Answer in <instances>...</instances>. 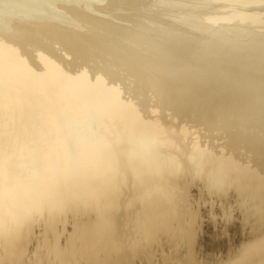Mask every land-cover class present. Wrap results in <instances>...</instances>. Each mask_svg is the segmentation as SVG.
Returning a JSON list of instances; mask_svg holds the SVG:
<instances>
[{
	"label": "bare ground",
	"instance_id": "6f19581e",
	"mask_svg": "<svg viewBox=\"0 0 264 264\" xmlns=\"http://www.w3.org/2000/svg\"><path fill=\"white\" fill-rule=\"evenodd\" d=\"M77 1L1 5L0 264H264V2Z\"/></svg>",
	"mask_w": 264,
	"mask_h": 264
},
{
	"label": "rangeland",
	"instance_id": "374dc122",
	"mask_svg": "<svg viewBox=\"0 0 264 264\" xmlns=\"http://www.w3.org/2000/svg\"><path fill=\"white\" fill-rule=\"evenodd\" d=\"M1 1H3V0H0V11H1V10L4 11V10H5V9H4L5 6H13V5H14V6H21L22 4H24L27 8H28V7H29V8H34V7L36 6V5H35V2H34L35 0H29V1H27L28 3H27V2L25 3L23 0H21L22 2H21L20 0H11V1L8 0V3H7L6 0H4L3 2H1ZM5 1H6V2H5ZM12 1H13V2H12ZM31 1H32L34 4H33ZM69 1H70V0H69ZM82 1H83V2H82ZM86 1H87V2H86ZM93 1L95 2V0H90V2H91L90 5H91V6H89V0H85V1H84V0H81V1H80V0H79V1H77V2H79V3L81 4L80 6H83L84 8L86 7L85 9H87V10H88V8H91V9H92V7H94L95 9H94V8H93L92 10L89 9V10H91V12H92L93 10H96V11H97L96 7H98L99 5L103 6V5L106 4V1L96 0V3L100 1V2L97 3V4L94 3ZM10 2H11V3H10ZM81 2H82V3H81ZM259 2H260V3H261V2H264V0H260ZM5 3H7L8 5L5 4ZM14 3H15V4H14ZM16 3H17V4H16ZM84 3H85V4H84ZM87 3H88V4H87ZM93 3H94V4H93ZM28 4H30V5H28ZM32 4L35 5V6H33ZM60 4H61V3L53 4V5L50 6L49 8H48V7H44V6H39V8L42 9V8L44 7V8H46V9H49V10L52 11L53 13L55 12L54 14L59 13V14H57V15H59L60 18L62 19V17H63V12L60 11V10L58 9V7H59ZM1 5H2L4 8H2ZM86 5H88L89 7L86 6ZM92 5H93V6H92ZM31 6H33V7H31ZM222 6H223V5H221L220 7H222ZM226 6H228V5H224L222 8H223L224 10H227L228 8H227ZM99 7H100V6H99ZM220 7H219V8H220ZM224 7H225L226 9H225ZM228 7H229V6H228ZM219 8H218V9H217V8L215 9V10H216V13H217V11L219 10ZM209 9H210V8H209ZM42 10H43V9H42ZM54 10H55V11H54ZM89 10H88V11H89ZM212 10L214 11L213 13H215L214 8H211V11H212ZM2 11H1V12H2ZM206 11H208V10H206ZM56 12H57V13H56ZM93 13H94V11H93ZM95 13H96V12H95ZM96 14H97V13H96ZM98 14H100V13H98ZM102 15L104 16V14H100V16H102ZM19 16H20V13H18V16H16V17H19ZM103 16H102V17H103ZM105 16H106V15H105ZM263 16H264V15H263ZM106 17H108V15H107ZM253 17H254V16H253ZM256 17H257V16H256ZM209 29H210V30H211V29L214 30L213 27H211V28H209ZM210 30H209V31H210ZM88 111H90V110H88ZM17 120H18V119H17ZM21 120H23V119H21ZM21 120L18 121V123L20 122V123H19L20 125H19L18 123H17V125H18V126H21L20 132H21L22 134H21V133L19 134V131H18L17 133H15V134H12V133H13L12 128H13L14 125H16V120H15V119H12V121H7V123H6V124H7V125H6V128H7V129H6V130L4 129L5 132L3 133V134H5V136H6V134H7V136L4 137V140H5V138H6V140H5V143H4V140H3V143H4V145H5V144H8L7 141L9 140V138H7V137H9V136H11V138H13V139H14V138H17L15 142H9L10 140L8 141V142L10 143V149H11V150H10V153L12 154V155H10V156H11L12 160H13V159H14V161H17V160H18L17 165H20V172H19V175L21 176V179H22V178L25 179V178H28V177H29V179H31L32 175H34L35 171L38 169V167H39V165H40V163H41L40 160H42V158L40 159L41 156L38 155V154H41V151H40V149H39V141H38V137L41 138V141H45V137H42L41 133L38 132V131H40V129L42 128V127H39V126H41L40 124H39V126H38L37 122H36V124H35V122L32 120V121L34 122L35 126H36V127H34V124H32L33 122L30 123V122H26L25 120H23V121H22L23 123H22ZM24 121H25V122H24ZM12 122H15V123H12ZM21 123H22V124H21ZM24 123H25V124H24ZM12 124H13V125H12ZM26 124H27V128H26ZM32 125H33V126H32ZM9 126H10V127H9ZM24 127H25V130H24ZM28 127H29V128H28ZM38 127H39V128H38ZM33 128H35L36 130L33 129ZM22 129H23V132H25V134L22 132ZM38 129H39V130H38ZM41 130H42V129H41ZM27 132H28V133H27ZM26 133H27V134H26ZM31 133H34V135L37 137V139H36V137H35L33 134H31ZM17 134H18V135H17ZM29 134H30V135H29ZM22 135H23V136H22ZM27 135H29V137H28ZM33 137H35V138H33ZM140 137L142 138V140H139V143H140V144H143V143H144V144H147V143H148V145H150L149 142H147L146 138H144V137H142V136H140ZM140 137H139V138H140ZM25 138H26V139H25ZM28 138L30 139V141H29ZM143 138H144V141H145L146 143L143 141ZM18 139H19L20 141H19ZM27 139H28V140H27ZM17 140H18V141H17ZM21 140H23V141H21ZM24 141H25V142H24ZM33 141H34V142L36 141V142L34 143V145L37 143L35 146L32 145V144H33ZM93 141H94V140H92V141H90V142H93ZM142 141H143V143H142ZM156 141H157V140H156ZM13 143H15L16 146H15ZM16 143H19V144H16ZM22 143H24V144H22ZM25 143H26V144H25ZM27 143H31L30 145H32V146H30V145L27 144ZM0 144H1V143H0ZM21 144H22V145H21ZM144 144H143V146H144L143 148L146 149V148H147V145H144ZM23 145L25 146V148L27 147V149L29 150V151H27L26 149H24V150H25V153L27 152V154L22 153V151L24 152V150H23V148H22ZM158 145H159V144H158ZM19 146H20V147H19ZM145 146H146V147H145ZM16 147H17V148L19 147V148H18L19 150H18ZM33 147H34V148H33ZM138 147L141 148L142 145H140V146H138ZM29 148H30V149H29ZM15 149H16V150H15ZM20 149H22V150H20ZM30 150H31L32 152H31ZM12 151H13V152L15 151L16 154H15V152L13 153ZM20 151H21V152H20ZM33 151L35 152V155H34ZM19 152H20V154H19ZM28 152H29V153H28ZM36 152H37V155H36ZM30 153H33V154H30ZM144 153H145V150H144ZM17 154L20 155V156L23 154V156H21V157H23V158L19 157ZM24 154H25L26 156H25ZM29 154H30L31 156H29V159H28V155H29ZM33 155H34V156H33ZM35 156H37L39 159H38L37 157H35ZM39 156H40V157H39ZM14 157H15V158H14ZM31 157H32V158H31ZM17 158H18V159H17ZM33 158H35V159H33ZM164 158H165V157H164ZM20 159H21V160H20ZM22 159H23V160H22ZM27 160H28V162H27ZM2 161H5L4 156H3ZM21 161H22V162H21ZM7 162H9V161H7ZM32 162H33V163H32ZM37 162H39V163L37 164ZM14 163H15V162H13L12 165H11V163H9L8 167L10 166L9 168H11V166H12V168H13ZM22 163H24V164H22ZM7 164H8V163H7ZM21 164H22V165H21ZM31 164H32L33 166H32ZM24 165H25V166H24ZM23 166H24V167H23ZM35 166H36V167H35ZM21 167H22V168H21ZM31 167H32L33 169H32ZM156 168H157V166H156ZM28 170H29V172H28ZM25 171H26V172H25ZM32 171H33V172H32ZM24 172H25V173H24ZM31 172H32L33 174H32ZM27 173H28V174H27ZM25 174H26V175H25ZM22 175H23V176H22ZM19 178H20V177H19ZM21 179H20V180H21ZM24 179H23V180H24ZM23 180H21V181H23ZM13 182H15V180H13ZM16 182H17V181H16ZM27 187L29 188L28 185H27ZM27 187H26V190H28ZM29 189H30V188H29ZM157 190H159V189L157 188ZM159 192H162V191L159 190ZM12 198H13V197H12ZM31 198H32V197H31ZM15 199H16V197L14 198V200H15ZM200 199H201V198H200ZM200 199H198V201H199ZM201 200H202V199H201ZM201 200H200V201H201ZM200 201H199V202H200ZM206 210H207V209H206ZM206 210H205V211H206ZM207 211H208V210H207ZM204 214H205V212H204ZM207 214H208V213H206V215H207ZM236 231H237V230H236Z\"/></svg>",
	"mask_w": 264,
	"mask_h": 264
}]
</instances>
